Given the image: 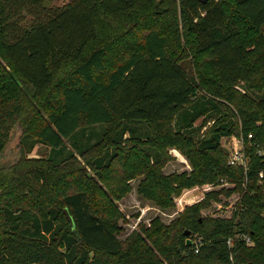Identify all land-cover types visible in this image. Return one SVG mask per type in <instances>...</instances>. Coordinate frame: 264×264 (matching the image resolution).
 I'll use <instances>...</instances> for the list:
<instances>
[{"label": "trees", "instance_id": "16d2710c", "mask_svg": "<svg viewBox=\"0 0 264 264\" xmlns=\"http://www.w3.org/2000/svg\"><path fill=\"white\" fill-rule=\"evenodd\" d=\"M161 1L68 0L46 6L44 0H0V44L23 83L45 98L54 70L96 40L99 13L106 26L112 16L131 13L141 5V16L125 30L90 47L75 67L83 82L64 84L60 106L48 109L39 123H25L21 143L32 136L47 144L49 167L61 168L107 140L116 145L128 137L150 145L165 141L187 154L192 165L189 172H162L166 159L152 145L160 165L147 168L143 176L128 171L129 188L130 180L141 176L138 194L154 198L158 190L155 198L163 209L175 207L183 191L204 189L168 222L153 216L152 230L145 228L148 241L135 229L121 238L119 216L108 221L93 205L91 191L96 185L83 166L70 170L78 185L56 199L47 190L52 177L42 168L30 166L21 176L15 166L3 164L8 129L0 120V264H264V93L251 97L235 87L255 75L247 60L256 52L264 54V0H179V7L175 0L165 6ZM26 11L32 18L24 25ZM241 21L260 34L252 46L240 39ZM137 23L144 26L142 30L135 28ZM179 29L191 34L196 52H207L206 64L195 70L211 82L204 83L199 93V83L168 49L170 41L178 39ZM123 44L122 59L112 57L114 64L106 67L107 51L113 53ZM207 68L212 78L207 77ZM95 70H106L105 77H97ZM19 107L13 105V117ZM209 119L216 123L214 130L192 140ZM138 121L147 125L145 138L123 136L134 131L131 124ZM97 126L102 131L94 141L79 138ZM230 134L242 139L248 156L246 170L228 162L220 139ZM66 140L75 151L67 148ZM117 155L116 148H107L90 159L91 166L99 172ZM16 186L27 192L26 199L14 205L3 202L4 194ZM233 193L238 196L229 215L202 213L213 202L227 205ZM185 229L190 233L185 234Z\"/></svg>", "mask_w": 264, "mask_h": 264}, {"label": "rangeland", "instance_id": "374dc122", "mask_svg": "<svg viewBox=\"0 0 264 264\" xmlns=\"http://www.w3.org/2000/svg\"><path fill=\"white\" fill-rule=\"evenodd\" d=\"M67 1L68 0H44V4L46 6H55L64 4ZM168 4H170L169 0L161 1V6ZM175 4L179 7V0H175ZM138 6L140 9H132L131 13L124 12L112 16L111 23L106 26L103 25L102 15L99 13L97 16V38L90 47L96 46L108 39H112L114 35L131 25V23L142 14V6ZM31 18V13L28 11L24 12L22 24H29ZM239 25L241 33L240 39L246 45L252 46L255 41L261 39L259 32L248 26L246 22L241 21ZM143 27L137 23L135 28L142 30ZM169 30L170 29L167 27V32H169ZM178 34V39L176 41H170L168 49L179 61H182L186 65L189 73L192 74L199 83L196 88V93H199L202 91V87L205 85L204 83H207L209 80L205 76L197 75L195 69L206 64L207 52L195 51L191 34L186 30L179 29ZM90 47L86 48L80 56L68 58L60 69L54 70V78L47 91L49 96L45 98L43 95L35 94L23 83L22 75L6 54L4 46L0 44V120L7 124L8 129V140L1 155V162L10 167L15 166L18 170L17 174H21V172H24L30 166L42 168L46 175L52 177V180H50L51 184L47 190L52 194V198L56 199H59L62 193L78 185L75 176H71L70 170L76 166H83L88 175L92 178V183L96 185V190L91 191L95 199L93 205L102 211L108 221L112 219L114 215L119 216L116 222L121 227L119 237L123 238L135 229L146 241H148L145 236V228H150V230H152L153 223L149 220L153 216L158 215L164 222H168L176 215L181 207L186 203L196 201L204 192L201 186L196 189L183 191L181 195L176 198L177 202L175 207L166 209L157 205L155 197L159 195L158 190L155 191L156 196L154 198L142 197L138 194L136 187L140 177L145 175L143 171L147 168L153 169L160 165V163H156V159L159 156L156 149L161 150L166 159V162L160 167L162 172H189L192 168L190 160L187 154L178 146L168 144V142L165 141L160 142L159 140L150 145L145 140L133 137L125 138L118 145L111 142V140H107L103 144L95 147L89 154L79 157V161H73L61 168H50L46 161L47 155L50 154V147L47 144L35 140L32 136H29L27 140L21 143V136L24 133L23 127L25 123L31 120L35 123H39L45 118L48 109L60 106L61 88L64 84L83 82L80 74L76 72L75 67L87 54ZM125 49L126 46L123 44L117 46V49L113 53L107 51L105 59L106 67L112 66L115 61L122 59L123 56L120 58L119 55H121ZM112 57L118 58L114 62H111ZM247 63L255 69V75L248 83L239 82L235 87L241 93H246L251 97L262 96L264 93V82L261 81V75L264 74V54L259 56L256 52L247 60ZM95 74L99 78H104L106 70H95ZM206 75L207 77L210 75L212 78V73L209 68L206 70ZM15 103H18L20 107L15 117H13V105ZM118 120L119 116L116 117V121ZM195 123L199 124L200 118L197 119ZM131 125H133L134 131H125L123 136H127L131 133L145 138L144 135H146L148 128L144 121L133 122ZM215 127L216 123L214 120H207L200 125L197 134H194L192 140H198V138L208 135ZM91 130L92 129H86L85 134L79 138L82 141H94L98 135H100L102 126H97L95 129ZM236 138L237 136L235 134L223 135L220 139L222 148L229 152L232 145L234 146L237 144ZM66 144L68 149L75 151L68 140H66ZM143 147L150 154L145 153ZM107 148L109 150L116 148L118 155L108 168H102L98 172L91 166L90 159ZM128 171L134 172V175L141 174L140 177L130 180L131 189L129 188V179L126 178ZM54 181L57 182L56 185L53 184ZM27 196V192L24 191V189L17 186L11 187L4 194L3 202L14 205L23 202ZM237 196L236 193L230 195L227 198V205H223L221 201L213 202L211 207L203 209L202 213L229 215ZM40 199L42 200V197Z\"/></svg>", "mask_w": 264, "mask_h": 264}, {"label": "built area", "instance_id": "2783aa9c", "mask_svg": "<svg viewBox=\"0 0 264 264\" xmlns=\"http://www.w3.org/2000/svg\"><path fill=\"white\" fill-rule=\"evenodd\" d=\"M250 135L251 134H249V136ZM236 141H237V144L234 146L232 145V147L230 148V150L228 152V162L231 164L237 165V166H241V167H243L244 170H246L247 163H248V156L244 152L241 137H237ZM260 173H261V175H263V171H261ZM243 238L245 239V241L247 243L252 242L250 236L247 234H244ZM227 242L231 243L230 237L227 239Z\"/></svg>", "mask_w": 264, "mask_h": 264}, {"label": "water", "instance_id": "95a60500", "mask_svg": "<svg viewBox=\"0 0 264 264\" xmlns=\"http://www.w3.org/2000/svg\"><path fill=\"white\" fill-rule=\"evenodd\" d=\"M200 1H205V0H200ZM63 211H64L66 217L69 219V221L73 224V218H72V215L70 214L68 208L67 207H64L63 208ZM184 233L185 234H189L190 233V229H185L184 230ZM187 242L188 243H191V239L189 237L187 238Z\"/></svg>", "mask_w": 264, "mask_h": 264}]
</instances>
